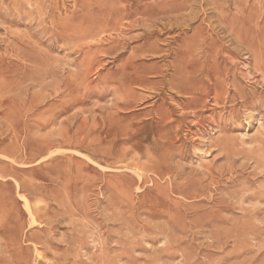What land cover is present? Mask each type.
I'll use <instances>...</instances> for the list:
<instances>
[{"label": "rangeland", "instance_id": "rangeland-1", "mask_svg": "<svg viewBox=\"0 0 264 264\" xmlns=\"http://www.w3.org/2000/svg\"><path fill=\"white\" fill-rule=\"evenodd\" d=\"M263 125L264 0H0V264H264Z\"/></svg>", "mask_w": 264, "mask_h": 264}, {"label": "bare ground", "instance_id": "bare-ground-1", "mask_svg": "<svg viewBox=\"0 0 264 264\" xmlns=\"http://www.w3.org/2000/svg\"><path fill=\"white\" fill-rule=\"evenodd\" d=\"M34 1V0H33ZM2 2V1H1ZM30 4V3H29ZM37 4V3H36ZM56 4V3H55ZM33 5V4H32ZM5 6H6V4H5ZM30 8H32V7H30ZM35 10V9H34ZM60 12V11H59ZM49 15V14H48ZM18 16V15H17ZM21 17V16H20ZM172 19V18H171ZM36 21V20H35ZM27 22H29V21H27ZM30 24V23H29ZM152 27V26H151ZM151 30V29H150ZM20 32V31H19ZM72 36H74V35H72ZM71 36V37H72ZM75 37V36H74ZM77 37V36H76ZM69 38V37H68ZM63 39V38H62ZM66 39V38H65ZM69 40V39H68ZM70 41V40H69ZM66 43H68V41L66 42ZM67 45V44H66ZM150 46H152V43H151V45ZM63 47V46H62ZM65 47H67V46H65ZM47 51V50H46ZM49 53H52V52H49ZM54 54V53H53ZM54 80H56L55 78H54ZM51 84V83H50ZM120 95V94H119ZM123 96H124V94H122ZM121 95V96H122ZM112 98V97H111ZM112 102V101H111ZM109 104V103H108ZM114 109V108H113ZM112 109V110H113ZM232 114V113H231ZM233 115V114H232ZM232 117V116H231ZM263 120V119H262ZM227 121V120H226ZM259 123H262V122H259ZM231 124V123H230ZM264 126V125H263ZM248 129V128H247ZM63 130H65V129H63ZM218 130V129H217ZM247 131V130H246ZM153 132V131H152ZM252 132V131H251ZM105 134H106V132H105ZM50 136H52L53 137V135L51 134ZM55 136V135H54ZM248 136H249V134H248ZM57 137V136H56ZM61 137V136H60ZM67 137V136H66ZM212 137V136H211ZM244 138V137H243ZM63 139V138H62ZM154 139V138H153ZM247 139V138H246ZM251 139V138H250ZM243 142H244V140H242ZM153 142H154V140H153ZM251 142V141H250ZM152 143V142H151ZM255 143V142H254ZM62 144H64V143H62ZM61 144V145H62ZM148 144V143H147ZM154 144V143H153ZM258 144H259V142H258ZM95 145V144H94ZM116 145V144H115ZM209 145V144H208ZM241 146V145H240ZM69 147V146H68ZM151 147V146H150ZM252 147V146H251ZM25 148H26V146H25ZM57 148V147H56ZM55 148V149H56ZM61 148H63V147H61ZM82 148V147H81ZM85 148H86V146H85ZM156 148V147H155ZM209 148V147H208ZM59 149V148H58ZM134 149V148H133ZM139 149V148H138ZM176 149V148H175ZM178 149V148H177ZM53 150V149H52ZM75 150V149H74ZM91 150V149H90ZM129 151L131 150V149H128ZM135 150V149H134ZM154 150V149H153ZM82 151V150H81ZM129 151H127V152H129ZM142 151V150H141ZM146 151V150H145ZM201 151V150H200ZM78 152V151H77ZM83 152V151H82ZM94 152V151H93ZM96 152V151H95ZM98 152V151H97ZM136 152V151H135ZM81 153V152H80ZM103 153H104V151H103ZM106 153V152H105ZM147 155H148V153L147 152H145ZM150 153V152H149ZM153 153V152H152ZM172 153V152H171ZM140 154H141V152H140ZM145 154V155H146ZM129 155V154H128ZM157 155V154H156ZM172 155H174L173 153H172ZM234 155H236V154H234ZM121 156V155H120ZM136 156V155H135ZM150 156H151V153H150ZM153 156V155H152ZM240 156V155H239ZM119 157V156H118ZM117 157V158H118ZM160 157V156H159ZM171 157V156H170ZM169 157V158H170ZM203 157V156H202ZM205 157V156H204ZM234 157V156H233ZM122 158V157H121ZM120 158V159H121ZM141 158H143V157H141ZM145 158V157H144ZM201 158V157H200ZM107 159V158H106ZM111 159V158H110ZM124 159H126V157H124ZM148 159H150V158H148ZM154 159H155V157H154ZM153 159V160H154ZM171 159H172V157H171ZM189 159V158H188ZM112 160V159H111ZM142 160V159H141ZM192 160V159H191ZM247 160V159H246ZM119 161V160H118ZM170 161V160H169ZM168 161V162H169ZM234 161V160H233ZM243 161H245V160H243ZM254 161V160H253ZM106 162V161H105ZM120 162H121V160H120ZM134 162V161H133ZM156 162V161H155ZM173 162H175L174 160H173ZM194 162V161H193ZM228 162V161H227ZM32 163V162H31ZM138 163H139V160H138ZM158 163V162H157ZM230 163V162H229ZM24 164H25V162H24ZM109 164V163H108ZM117 164V163H116ZM234 164V163H233ZM100 165V164H99ZM110 165H111V162H110ZM133 165V164H132ZM179 165V164H178ZM190 165V164H189ZM192 165V164H191ZM126 166V165H125ZM127 166H128V164H127ZM137 166V165H136ZM210 166V165H209ZM116 167V166H115ZM123 167V166H122ZM131 167H133V166H131ZM179 167V166H178ZM180 167H182V166H180ZM216 167H217V165H216ZM102 168V167H101ZM104 168V167H103ZM112 168V167H111ZM230 168H232V167H230ZM260 168V167H259ZM109 169V168H108ZM113 169V168H112ZM120 169V168H119ZM125 169V168H124ZM127 169V168H126ZM133 169H134V167H133ZM136 169H137V167H136ZM209 169V168H208ZM264 169V168H263ZM121 170H123L122 168H121ZM199 170H200V168H199ZM140 171V170H139ZM193 171V170H192ZM262 171V170H261ZM134 172H135V170H134ZM231 172V171H230ZM135 173H138V172H135ZM185 173V172H184ZM200 173V172H199ZM198 173V174H199ZM139 174V173H138ZM263 174V173H262ZM159 176V175H158ZM170 176V175H169ZM182 177V176H181ZM152 179V178H151ZM178 179V178H177ZM165 180V179H164ZM183 180V179H182ZM233 180V179H232ZM181 181V180H180ZM172 183V182H171ZM151 184V183H150ZM247 186H248V184H247ZM138 189V188H137ZM136 190V189H135ZM249 192V191H248ZM251 193H252V191H250ZM103 193V192H102ZM181 194V193H180ZM210 194H212V193H210ZM105 196V195H104ZM183 197V196H182ZM186 199V198H185ZM197 199V198H196ZM188 200V199H187ZM235 200V199H234ZM237 200V199H236ZM244 201V200H243ZM101 203V202H100ZM242 203V202H241ZM256 203V202H255ZM258 203H260V202H258ZM257 203V204H258ZM244 204H246V203H244ZM253 204V203H252ZM248 206V205H247ZM249 207V206H248ZM100 208V207H99ZM256 209V208H255ZM101 211V210H100ZM43 216V215H42ZM33 218V217H32ZM34 219V218H33ZM32 220V219H31ZM109 220V219H108ZM258 219L256 218V221H257ZM33 221V220H32ZM36 221V220H35ZM38 222V221H37ZM263 222V221H262ZM39 223V222H38ZM33 224V223H32ZM40 224V223H39ZM31 225V224H30ZM51 232V231H50ZM131 234V233H130ZM132 235V234H131ZM93 237V236H92ZM146 237V236H145ZM44 239V238H43ZM134 239V238H133ZM234 239V238H233ZM254 239V238H253ZM131 240V239H130ZM145 240V239H144ZM160 240V239H159ZM158 240V241H159ZM92 242H94L93 240H92ZM150 242V241H149ZM163 242V241H162ZM79 244V243H78ZM92 244V243H91ZM132 244V243H131ZM42 245V244H41ZM68 245V244H67ZM93 245V244H92ZM94 245H95V243H94ZM150 245H152V244H150ZM165 245V244H164ZM43 246V245H42ZM37 247V246H36ZM134 250V249H133ZM136 250V249H135ZM35 251H36V248H35ZM39 251V250H38ZM54 252V251H53ZM87 252V251H86ZM142 253V252H141ZM141 253H139L140 255H141ZM83 254H85V253H83ZM89 255V254H88ZM181 256V255H180ZM20 257V256H19ZM183 257V256H182ZM49 259V258H48ZM90 259H91V257H90ZM89 260V259H88ZM48 261H50V260H48ZM69 261V260H68ZM92 261V260H91ZM178 261V260H177ZM47 262V261H46ZM94 262V261H93ZM123 262V261H122ZM49 264H50V262H49ZM123 264V263H122ZM220 264V263H219Z\"/></svg>", "mask_w": 264, "mask_h": 264}]
</instances>
